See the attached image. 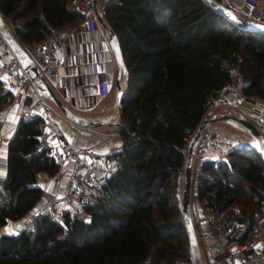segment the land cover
Wrapping results in <instances>:
<instances>
[{
    "label": "trees",
    "instance_id": "16d2710c",
    "mask_svg": "<svg viewBox=\"0 0 264 264\" xmlns=\"http://www.w3.org/2000/svg\"><path fill=\"white\" fill-rule=\"evenodd\" d=\"M99 11L126 66L121 147L108 155L110 169L92 202L67 216L65 227L46 215L25 219L42 194L37 174H52L56 165L37 147L42 117L20 120L0 180V229L9 220L26 222L18 234L0 232V264H194L178 204L187 142L232 67L240 69L246 95L264 93V34L206 0H103ZM0 13L24 44L83 18L72 0H0ZM11 96L0 85V109ZM263 191L257 148L237 147L224 162H202L195 198L205 215L234 216L237 203L251 223Z\"/></svg>",
    "mask_w": 264,
    "mask_h": 264
},
{
    "label": "built area",
    "instance_id": "2783aa9c",
    "mask_svg": "<svg viewBox=\"0 0 264 264\" xmlns=\"http://www.w3.org/2000/svg\"><path fill=\"white\" fill-rule=\"evenodd\" d=\"M85 1L91 2V0ZM216 2L231 13L237 12V5L232 0ZM240 2L247 6V14L253 21L264 23V0H241ZM86 23L87 42L94 43L93 22L87 19ZM74 31L73 25H62L52 29L42 39L23 47L39 74L55 73L58 70L61 62L60 53ZM73 54L76 64L85 68L87 64L80 61L79 54L75 51ZM0 65H2L0 66V77H8L6 81L0 79L2 90H22L26 85L34 87L38 114L43 122L42 129L37 135V147L44 149L56 165V170L52 174L46 172L37 174L38 182L42 186V194L26 218L33 215H46L50 221L65 227L67 216L80 213L85 205L92 202L93 195L86 191L85 186L92 182L96 183L108 173L111 166L110 158L106 153L99 151L95 144L83 147L63 139L50 108L43 101L42 89L37 88L33 83L36 76L23 68L1 33ZM229 75L231 89L228 92H218L208 104L205 113H211L220 108L238 109L244 101H248L251 107L241 116L248 120L264 138V93L262 96L246 95L243 92L245 80L237 66L230 69ZM109 84L110 81L103 72L97 82L100 97H105ZM74 86V81L61 78L60 87L62 89ZM34 103L31 95H27L23 108L18 112L19 120L26 121L35 115ZM67 123H69L68 130L72 133L80 134L85 131L81 125L69 121ZM209 145L215 152L213 163L218 164L227 160L231 150L242 147L244 144L232 135L218 137L212 133L201 132L191 159L193 164L190 176V198L193 201L196 200L198 174L204 161L202 153ZM5 169L6 162L0 159V180L4 178ZM201 218L208 222L207 228L200 226ZM195 219L200 227L199 235H196L197 239L204 242L215 240L222 249L229 251L230 264H264V247H257L264 245V203L261 213L251 223L243 214L229 216L227 213H220L215 215V211L201 217L196 215ZM19 220L23 224V220ZM12 221L14 220L7 221L5 226L8 227Z\"/></svg>",
    "mask_w": 264,
    "mask_h": 264
},
{
    "label": "crops",
    "instance_id": "0c3cea01",
    "mask_svg": "<svg viewBox=\"0 0 264 264\" xmlns=\"http://www.w3.org/2000/svg\"><path fill=\"white\" fill-rule=\"evenodd\" d=\"M240 1L241 0L236 4L237 13H243L247 18L252 19L251 16L247 14V6ZM102 2L103 0H96L98 9L101 8ZM87 19H91L93 22L94 43L87 42ZM73 26L75 27V31L60 53L61 62L58 70L55 73L49 72L42 75L44 82L40 84L43 91L42 98L44 103L50 108L64 140L83 147L95 144L99 151L110 155L120 149L122 140L118 134L120 123L117 124V122L120 117L114 100L115 61L113 52L108 44V32L104 26L97 21L93 11L85 8L83 10V18L73 24ZM74 51L79 54L80 61L87 64L85 68L76 64L73 54ZM103 72H105L110 84L105 97H100V90L97 82ZM61 78L66 81H74L75 86L62 89L60 87ZM228 83L225 84L219 92H228L231 89V85ZM124 84V79L121 76L120 85L122 89H124ZM11 93L12 98H15L11 103L7 102V105L0 109V159L3 161H6L8 139L20 121L18 112L23 108L27 95H31L32 101H35L33 106L35 115L39 112L33 86L26 85L22 90L15 89L11 91ZM54 98L58 99L74 113L91 120L103 121L104 123L100 126L90 127L80 134L72 133L68 130L69 123H67V119L61 117L55 111L54 104L56 103ZM250 107L251 104L248 101H244L239 106L238 110L220 108L211 113H205L203 118H207L208 120L201 132L212 133L218 137L230 135L225 133L224 130L219 129L217 124L226 123L229 125L236 121L221 117L225 114L234 116L237 114L236 116L240 117L242 114L246 113ZM14 109L15 112H13ZM234 112H236V114ZM13 115L15 117L14 121L10 119ZM205 148L210 150L208 156L204 157L203 160L213 161L215 157L211 156L212 153L215 154L213 147L209 145ZM189 205L191 207H189L190 210L193 212L191 217L193 222L195 221V232L196 235H199L200 227L197 225L195 217L196 215L201 217L204 215V211L198 201ZM200 226L207 228L208 222L202 219ZM4 227L6 228V226ZM5 231L7 233L9 232L7 228ZM198 244L202 264H230L229 251L222 249L215 240L204 242L198 239Z\"/></svg>",
    "mask_w": 264,
    "mask_h": 264
},
{
    "label": "water",
    "instance_id": "95a60500",
    "mask_svg": "<svg viewBox=\"0 0 264 264\" xmlns=\"http://www.w3.org/2000/svg\"><path fill=\"white\" fill-rule=\"evenodd\" d=\"M206 1L212 4L217 9V11L220 12L222 15H224L226 18L239 22L246 29L254 30V31L264 34V23L252 22L246 19L245 17L231 13L227 11L221 4L217 3L215 0H206ZM91 7H92L93 14L95 15L97 21L102 26H104L102 15L96 5V0H91ZM232 17H235V19H232ZM107 32H108V44L113 52L114 61H115L114 100H115V105L117 107L118 114L120 117L121 99L123 95V89L120 85V79H121V76L126 72V66L123 60L122 51L120 48V43H119L117 35L112 31H107ZM0 33L4 37L5 41L7 42L8 46L10 47L14 55L20 61L23 68L26 71L32 72L36 76V78L33 81L34 85L37 88H41L40 84L44 83L42 75L39 74L37 68L35 67L31 58L29 57V55L27 54L23 46L20 44L18 39L6 27L0 26ZM54 101L56 105L58 106V108L60 109V111L63 113L64 117L77 125L90 128V127L100 126L104 123L103 121L91 120V119L85 118L83 116H80L74 113L56 98H54ZM221 118L234 120L245 128L247 133L254 140L256 144V148L264 163V149L257 146L261 141H264V138L259 133V131L248 120H246L242 116L237 117L234 115L225 114ZM207 120H208L207 118L202 119V121L197 126V128L194 130V132L192 133V135L190 136L187 142L186 150H185L186 158L184 161V172H183V189L181 193V213H182V218L184 222V229L186 232V237L188 241L191 259L194 264H202V259L200 255L199 244H198V239H197L196 232H195L193 219L191 217L190 208H189L190 173H191L190 165H191V159H192L194 147L199 140L201 131L204 125L206 124ZM119 123H120V119L117 122V124ZM6 228L9 231L8 232L9 234H18L24 229V225L21 223L19 219H16L12 221Z\"/></svg>",
    "mask_w": 264,
    "mask_h": 264
},
{
    "label": "rangeland",
    "instance_id": "374dc122",
    "mask_svg": "<svg viewBox=\"0 0 264 264\" xmlns=\"http://www.w3.org/2000/svg\"><path fill=\"white\" fill-rule=\"evenodd\" d=\"M235 2V4H238L239 3V0H232ZM72 2L74 3L75 6H77L78 8H80L82 11L85 9L87 10H92V7H91V2H86L85 0H72ZM235 14L237 15H240L242 17H245L246 19H248L249 21H252V22H255L253 21L252 19H249L247 18L243 13H237V12H234ZM0 20H2V26L3 27H6L7 29L11 30L12 29V23H11V20L8 18V17H5L4 15H2L0 13ZM12 31V30H11ZM23 47H27L28 44H24V43H20ZM114 91H115V88H114ZM15 97L12 98V96L10 97V100L8 102L11 103V101L14 99ZM54 104V103H53ZM7 104H4L2 106V108H4ZM54 109L55 111L58 113V115H60L61 117H64L63 113L60 111V109L57 107L56 104H54ZM238 110V109H237ZM236 114V112H234ZM237 115V114H236ZM235 115V116H236ZM68 120V119H67ZM70 123H73L71 122L70 120H68ZM231 123V122H230ZM84 127V126H82ZM217 127L219 129H222L225 131V133H228L234 137H236L241 143H243L244 145L242 147H255L256 148V144L254 142V140L251 138V136L247 133V131L245 130V128L235 122V123H231V124H217ZM84 129H88L87 127H84ZM210 149L208 148H204L203 150V153H202V158L208 156V152H209ZM212 157L215 156V154H211ZM192 164H193V160L191 161V170H192ZM183 172H184V168L181 172V180H180V185H179V195H178V204L180 205V201H181V193H182V189H183ZM192 173V172H191ZM190 173V176L192 175ZM231 178H234L233 176ZM95 185L96 183L92 182L91 184H88L85 186L86 188V191L87 192H90L93 196L95 195L96 191H95ZM243 192V191H242ZM242 192H240V196H239V200L240 201H244L247 199V196L245 194H243ZM264 193V191H263ZM193 202H197V200L193 201L192 198H190V204H192ZM190 207V205H189ZM191 208V207H190ZM230 212L233 214V215H236V214H243L242 212V208L239 206V204L237 203H234L230 209ZM190 213L191 215L193 214V212L190 210ZM30 217H27L25 219H29ZM26 221H23V224H25ZM195 222V221H194ZM0 232H5V228L2 227L0 229Z\"/></svg>",
    "mask_w": 264,
    "mask_h": 264
},
{
    "label": "snow or ice",
    "instance_id": "6c2138e0",
    "mask_svg": "<svg viewBox=\"0 0 264 264\" xmlns=\"http://www.w3.org/2000/svg\"><path fill=\"white\" fill-rule=\"evenodd\" d=\"M232 19H235V17H232ZM2 23H3L2 20H0V26H2ZM0 66H2V65H0ZM0 79H3L6 81L8 79V77L3 76V77H0ZM13 112H15V109L13 110ZM10 119H12L14 121L15 120L14 115L12 117H10ZM257 146L264 149V141H261ZM17 227H19V226H17ZM257 247H264V245H258Z\"/></svg>",
    "mask_w": 264,
    "mask_h": 264
}]
</instances>
